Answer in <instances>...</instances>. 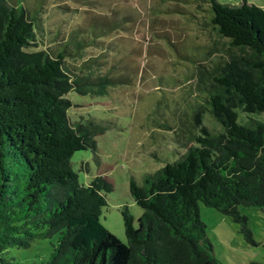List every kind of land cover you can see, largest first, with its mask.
Masks as SVG:
<instances>
[{
  "label": "trees",
  "instance_id": "obj_1",
  "mask_svg": "<svg viewBox=\"0 0 264 264\" xmlns=\"http://www.w3.org/2000/svg\"><path fill=\"white\" fill-rule=\"evenodd\" d=\"M44 1L0 0V264H18L9 249L54 236L40 264H218L200 204L251 240L240 207L264 209V121L242 123L237 112H264V7L202 0L217 39L203 59L179 54L197 70L199 97L184 105L185 122L173 112L160 125L184 151L129 180L142 214L135 221L122 207L123 242L100 220L112 184L97 175L85 185L73 168L76 153L98 160L95 136L113 123L69 118L67 95L106 98L134 83L107 41L133 15L93 5L68 29L49 28Z\"/></svg>",
  "mask_w": 264,
  "mask_h": 264
},
{
  "label": "rangeland",
  "instance_id": "obj_2",
  "mask_svg": "<svg viewBox=\"0 0 264 264\" xmlns=\"http://www.w3.org/2000/svg\"><path fill=\"white\" fill-rule=\"evenodd\" d=\"M218 1L232 5L241 2ZM202 2L46 0L42 6L43 19L49 28L60 25L68 29L81 21L93 5L101 12L120 9L133 15V21L128 20L123 30L111 33L107 41L116 43L115 50L118 51L108 54L109 60H124L125 67L135 78L134 83L110 89L106 98L67 95L69 118L95 117L113 123L95 136L98 160L89 153L80 160V153H76L73 168L85 185L97 175L112 184V191L105 194L107 205L101 211L100 220L123 242L126 238L122 207L128 208L135 221L142 214V209L130 197L129 180L133 178L140 183L144 173L157 170L184 151L172 144L173 132L160 125L164 120L170 121L173 112L185 122L184 105L199 97L197 70L189 67L179 54L189 52L203 59L204 51H208L213 39H217L208 25L209 19L203 10L206 6ZM248 2L264 7V0ZM237 113L242 123L264 121V112L257 115ZM203 119L206 124H211L209 118ZM240 210L248 219L251 240L240 232L241 224L200 204L199 215L206 225L209 253L218 264H264V209L241 206ZM55 243V236L34 241L25 249H9L6 256L18 264H40L49 256Z\"/></svg>",
  "mask_w": 264,
  "mask_h": 264
}]
</instances>
